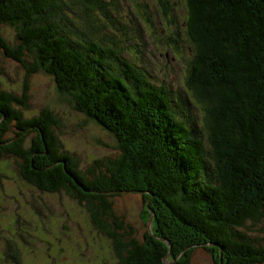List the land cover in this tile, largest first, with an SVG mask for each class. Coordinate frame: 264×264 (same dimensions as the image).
I'll use <instances>...</instances> for the list:
<instances>
[{"label": "trees", "instance_id": "obj_1", "mask_svg": "<svg viewBox=\"0 0 264 264\" xmlns=\"http://www.w3.org/2000/svg\"><path fill=\"white\" fill-rule=\"evenodd\" d=\"M183 5L176 99L137 63L144 39L134 47L136 30L119 33L121 0H0V26L15 33L12 43L0 34V163L13 157L31 187L73 199L119 264H191L196 251L212 264H264V0ZM19 66L17 90L3 77ZM38 75L110 142L91 167L62 144L54 111L29 108ZM127 196L144 204L142 230Z\"/></svg>", "mask_w": 264, "mask_h": 264}, {"label": "rangeland", "instance_id": "obj_2", "mask_svg": "<svg viewBox=\"0 0 264 264\" xmlns=\"http://www.w3.org/2000/svg\"><path fill=\"white\" fill-rule=\"evenodd\" d=\"M164 1L167 2L165 7L158 0H121L128 26L119 28V33L127 35L136 30L138 38L131 42L134 47L144 39V45L137 53V63L149 72L147 77L151 76L157 84L162 83L177 99L183 93L187 66L188 41L183 35L178 36L186 11L183 0ZM130 5H135V8L139 5L141 14H131ZM144 7L148 9L146 12ZM0 34L10 43L14 41L12 28L1 25ZM174 42H177L176 46ZM117 45L126 59L125 50L118 42ZM20 68L7 71V76L3 77L9 87L17 90L23 80ZM30 90L29 108L33 111L51 109L59 116L64 125L61 142L83 165V170L88 165L91 167V160L95 161L109 151L105 144L110 142L100 132L84 117H75L71 109L60 103L45 75L34 77ZM5 159H8L7 162ZM5 159L0 163V260L5 261L6 255H12L17 250L20 255L17 264H119L110 240L92 225L83 208L63 193L46 194L31 187L19 174L16 165L19 161L13 157ZM125 199L133 206V211L126 212L129 221L138 229H144L146 223L138 218L144 207L142 200L134 196ZM191 262L212 264L209 256L202 251L193 253Z\"/></svg>", "mask_w": 264, "mask_h": 264}, {"label": "water", "instance_id": "obj_3", "mask_svg": "<svg viewBox=\"0 0 264 264\" xmlns=\"http://www.w3.org/2000/svg\"><path fill=\"white\" fill-rule=\"evenodd\" d=\"M153 215V214H152ZM151 220H152V216L150 217V219H149V226H150V224H151Z\"/></svg>", "mask_w": 264, "mask_h": 264}]
</instances>
